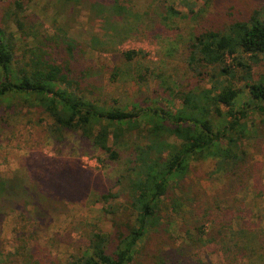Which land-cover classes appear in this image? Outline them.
<instances>
[{"label":"trees","instance_id":"16d2710c","mask_svg":"<svg viewBox=\"0 0 264 264\" xmlns=\"http://www.w3.org/2000/svg\"><path fill=\"white\" fill-rule=\"evenodd\" d=\"M29 1L0 0V122L11 109V99L25 97L45 113L51 132L59 130L60 137L78 132L109 160L118 159L120 147L132 149L127 170L116 180L118 191L101 195L103 202L112 199L104 212L113 234L92 232L85 252L64 264H160L161 257L149 255V251L172 236L171 232L183 234L179 245L185 246L180 256L215 243L227 246L224 258L234 250L237 260L244 257L246 264H264V226L239 227L233 242H228L215 228L226 233L237 215L231 207L222 209L216 198L211 207L196 204L189 173L192 164L208 160L207 174L244 193L260 179L258 171L253 173L251 154L244 147L264 135V19L259 9L246 19L203 28L190 32L186 40L179 39L187 51L191 80L175 96L169 95L181 102L171 113L147 104H135L128 110L99 104L86 84V71L78 68L81 57L76 44L66 35L63 41L58 35L39 34L41 23L25 13ZM109 1L65 0V5L84 3L95 10L104 22L105 43L112 37L139 32L140 27L162 40L170 36L168 29L178 28L179 19L194 14L192 8L182 13L173 0H165L167 4L149 0L140 13L119 4L126 0H112L114 4L108 6ZM141 53L129 50L122 55L132 60ZM257 66L263 68L261 74L252 73ZM140 118L153 120L139 128L148 134L145 143L131 141L132 135L124 133V128L137 130ZM163 135H172L178 144L169 143ZM23 180L0 178V206L31 195ZM233 180L237 183L230 184ZM40 188L51 196L65 192L61 178L45 179ZM214 213L216 219H210ZM174 246L172 253L178 248ZM235 260L227 264H237Z\"/></svg>","mask_w":264,"mask_h":264},{"label":"rangeland","instance_id":"374dc122","mask_svg":"<svg viewBox=\"0 0 264 264\" xmlns=\"http://www.w3.org/2000/svg\"><path fill=\"white\" fill-rule=\"evenodd\" d=\"M126 1L119 4L140 13L149 0ZM162 3L167 4L165 0ZM172 3L182 13L192 8L194 14L179 19L178 28L168 29L170 36L162 40L140 27L139 32L131 31L124 38L112 37L105 43L102 18H97L96 11H90L84 3L72 7L65 5V0H30L25 13L41 23L37 26L39 34L58 35L63 41L66 35L68 41L76 44L81 57L78 68L86 71V84L99 104L118 105L126 110L135 104L141 107L147 104L173 113L181 107L175 93L191 80L185 61L187 51L179 39L186 40L190 32L197 33L203 28L246 19L258 9L264 19V0H173ZM113 4L110 0L107 5ZM135 25L139 26L137 21ZM129 50L142 53L127 60L122 53ZM252 71L261 74L263 68L253 67ZM203 85L210 87L206 81ZM25 101V97L11 99V109L3 113L7 116L0 122V178H23L31 194L0 206V264H64L72 256L85 252L92 232L113 234L109 215L104 212L112 199L110 196L103 202L101 195L106 192L114 195L118 191L116 180L127 170L132 149L129 145L120 147L118 159L109 160L78 132H68L63 137L59 130L51 132L45 113L34 101ZM149 121L140 118L135 126L138 131L124 128V133L132 135L131 141L145 143L148 134L139 128L151 125L153 120ZM161 138L173 144L179 142L172 135ZM244 147L251 154L253 173L261 174L248 193L207 174L208 160L192 164L189 172L196 204L211 207L216 198L222 209L231 207L237 215L232 229H226V233L218 230V226L215 228L228 242H233L239 227L264 226V135ZM51 178L63 181L62 195L42 192L41 183ZM233 183L237 181L230 182ZM223 197L228 203L222 201ZM170 199H165L166 203ZM215 213L209 218L216 219ZM171 235L149 251V255L161 257L160 264H227L232 258L237 260L236 251L231 250L224 258L222 252L227 246L215 243H208L200 250L192 248L186 257L180 256L185 246L179 245L183 234L171 232ZM172 245L178 247L174 253ZM246 263L244 257L237 260V264Z\"/></svg>","mask_w":264,"mask_h":264}]
</instances>
